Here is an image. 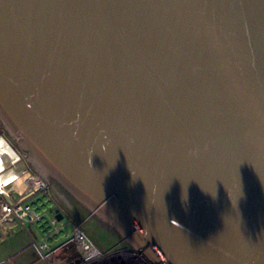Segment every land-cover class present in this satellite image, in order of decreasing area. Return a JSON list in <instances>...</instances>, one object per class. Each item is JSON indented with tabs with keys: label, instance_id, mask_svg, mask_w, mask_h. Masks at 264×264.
Segmentation results:
<instances>
[{
	"label": "water",
	"instance_id": "obj_1",
	"mask_svg": "<svg viewBox=\"0 0 264 264\" xmlns=\"http://www.w3.org/2000/svg\"><path fill=\"white\" fill-rule=\"evenodd\" d=\"M0 126L104 255L264 264V0H0Z\"/></svg>",
	"mask_w": 264,
	"mask_h": 264
},
{
	"label": "crops",
	"instance_id": "obj_2",
	"mask_svg": "<svg viewBox=\"0 0 264 264\" xmlns=\"http://www.w3.org/2000/svg\"><path fill=\"white\" fill-rule=\"evenodd\" d=\"M6 135L0 133V189L3 196H9L13 200H20L29 204L34 212L44 203L43 198L53 202V207L57 205L50 196L45 193L32 190L23 179L27 174L28 164L19 161L14 157V152L10 149ZM5 152L9 153L7 157ZM29 173V172H28ZM48 216L50 210L46 211ZM1 217V215H0ZM41 218V217H40ZM38 226L35 223L21 225L17 220H3L0 218V264H50L40 257L32 247V240H39ZM57 232L53 230L52 236ZM38 238V239H37ZM64 240H56L51 246L57 249L51 264H71L72 260L70 248L63 246Z\"/></svg>",
	"mask_w": 264,
	"mask_h": 264
},
{
	"label": "built area",
	"instance_id": "obj_3",
	"mask_svg": "<svg viewBox=\"0 0 264 264\" xmlns=\"http://www.w3.org/2000/svg\"><path fill=\"white\" fill-rule=\"evenodd\" d=\"M25 182L30 186L32 190H36L42 193L48 192V187L44 181L38 177L32 175L30 172L25 174ZM0 189V215L3 220H17L21 225L37 221L40 217L32 210L29 204L23 203L20 200H13L9 196H3ZM54 221V220H53ZM56 221V220H55ZM71 242L75 245L76 258L72 260L71 264H153L143 253L138 252L135 249H131L128 253L124 254L112 251L107 254H103L102 251L93 245L90 239L81 232L77 227L73 235L67 238L65 243ZM33 248L45 259L50 258L53 250L50 246L39 239L32 241Z\"/></svg>",
	"mask_w": 264,
	"mask_h": 264
},
{
	"label": "rangeland",
	"instance_id": "obj_4",
	"mask_svg": "<svg viewBox=\"0 0 264 264\" xmlns=\"http://www.w3.org/2000/svg\"><path fill=\"white\" fill-rule=\"evenodd\" d=\"M0 131H2L3 133H1V132L0 133L3 134V136H5L4 130H3V128L1 126H0ZM6 140H7V142H6L7 146L10 149L13 148L12 151L15 154L14 157L17 158V160H19V161H24V160L26 161V159L23 157L22 153H20L18 151V149H15L16 146L11 142V140H10V142L8 141V139H6ZM12 144H13V146H12ZM5 154L7 155V157L10 156V154L7 153V152H5ZM27 164H28V162H27ZM28 167H29L28 170H26L27 173L30 172L32 175L39 177V175L34 170H32L30 168L29 164H28ZM23 179H25V177ZM46 194L48 196H50L55 202H57L50 195L49 190H48V192ZM42 201L44 203H42L41 206L37 207L38 211L35 212L41 218H39L37 221L32 222L31 225L34 226L35 223L37 224L38 230L40 231L38 238L42 237L43 241L46 242V244L48 246H50V249L53 250V253L51 254L50 258L45 259L35 249L34 250L36 251V253L40 257H42L44 260H46L48 263L51 264L52 260H53V257H54V255H55V253L57 251V249L55 247H53V245L51 246V244L54 241H56V240H64V238H65V242H66L67 238L70 237V235H73L76 227L81 232H83L85 235H86V233L77 225V223L69 216V214L66 212V210L58 202H57L56 207L55 206L53 207V202L48 201V199L43 198ZM55 209H58L63 215V217H62V219L60 221H55L56 220L55 217H54V214H55L54 210ZM49 210H50L51 215L48 216V213L46 211H49ZM54 229L57 230V232L52 236L51 234L53 233ZM88 239H90V238L88 237ZM32 241H36V239H33ZM65 242H64L63 246L69 247L70 248L69 252L72 251L74 253L75 252V245L72 244L71 242H68V243H65ZM91 242L93 243V245L95 247H97L92 240H91ZM119 250H122L124 252V254H126V253H128L131 250V248L117 249V250H114V251L121 253ZM73 253L71 254V257H70L71 259H74V257L76 258V255L73 254Z\"/></svg>",
	"mask_w": 264,
	"mask_h": 264
},
{
	"label": "flooded vegetation",
	"instance_id": "obj_5",
	"mask_svg": "<svg viewBox=\"0 0 264 264\" xmlns=\"http://www.w3.org/2000/svg\"><path fill=\"white\" fill-rule=\"evenodd\" d=\"M10 142V141H9ZM12 146H13V144H12ZM15 147V146H14ZM13 149V148H12ZM15 149H16V147H15Z\"/></svg>",
	"mask_w": 264,
	"mask_h": 264
},
{
	"label": "trees",
	"instance_id": "obj_6",
	"mask_svg": "<svg viewBox=\"0 0 264 264\" xmlns=\"http://www.w3.org/2000/svg\"><path fill=\"white\" fill-rule=\"evenodd\" d=\"M1 133H3L2 131H0Z\"/></svg>",
	"mask_w": 264,
	"mask_h": 264
}]
</instances>
